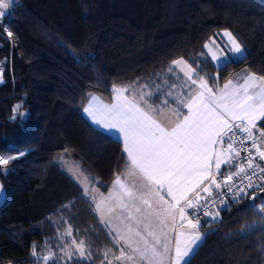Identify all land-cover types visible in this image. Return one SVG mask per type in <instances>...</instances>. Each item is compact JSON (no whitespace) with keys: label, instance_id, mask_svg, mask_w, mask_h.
<instances>
[{"label":"trees","instance_id":"16d2710c","mask_svg":"<svg viewBox=\"0 0 264 264\" xmlns=\"http://www.w3.org/2000/svg\"><path fill=\"white\" fill-rule=\"evenodd\" d=\"M225 30L244 55L215 66L204 44ZM181 58L220 88L250 73L264 76V0L15 1L0 20V155H24L0 166V264H37L34 248L38 256L59 255L68 227L67 240H84L91 254L68 264H107L119 254L67 167L104 194L125 171L126 155L82 109L90 94L110 103L114 85L132 89L134 82L148 85L159 106L167 92L180 93L184 80L168 69ZM17 105L23 120L13 119ZM262 204L258 192L218 208L217 219L201 224L190 264H264Z\"/></svg>","mask_w":264,"mask_h":264},{"label":"snow or ice","instance_id":"6c2138e0","mask_svg":"<svg viewBox=\"0 0 264 264\" xmlns=\"http://www.w3.org/2000/svg\"><path fill=\"white\" fill-rule=\"evenodd\" d=\"M14 3L0 0V19ZM2 33L14 37L8 27ZM224 38L226 43L213 40L204 48L213 63L226 66L232 56L242 55V49L231 32L225 30L220 39ZM172 64L191 86L180 95L167 92L159 106L152 101L151 88L135 82L132 89L114 85L111 103L90 94L83 106L92 126L119 134L126 154V171L115 177L106 196L91 187V206L109 234H114L112 243L119 255H113L120 264H190L203 238L201 210L204 217L215 219L220 212L212 209L228 206V194L232 203H239L264 192V166L257 162V157L264 161V126H258L264 120V76L250 73L242 82L230 79L220 88L182 58ZM19 108H13L14 120L17 114L22 120L25 117ZM242 151L248 156L242 158ZM23 155H0V166ZM84 195H89L87 186ZM259 211L264 212V204ZM63 236L72 237L71 227ZM60 246L59 256L50 250L38 256L35 248L32 255L37 264H59L65 257V264L90 258L84 240L61 238ZM111 252V248L105 252L106 260Z\"/></svg>","mask_w":264,"mask_h":264},{"label":"crops","instance_id":"0c3cea01","mask_svg":"<svg viewBox=\"0 0 264 264\" xmlns=\"http://www.w3.org/2000/svg\"><path fill=\"white\" fill-rule=\"evenodd\" d=\"M171 67L173 68V70H175V72H177L179 75H181L182 76V78H183V80H184V84H183V86H182V88H181V90H180V93H179V95L182 93V92H184V91H186L187 90V87L188 86H191L190 85V82H188L187 81V78L186 77H184V75H183V72H181L180 71V68L179 67H175V66H173V64L171 65ZM224 86V85H223ZM223 86L221 87V88H223ZM135 91H139V90H135ZM126 94H128V93H126ZM95 96V95H94ZM97 97V96H96ZM99 98V97H98ZM100 99V98H99ZM101 100V99H100ZM87 102H88V100H87ZM87 102H86V104H87ZM104 102V101H103ZM112 102V101H111ZM110 102V103H111ZM105 104H107L106 102H104ZM85 104V105H86ZM84 105V106H85ZM82 116L85 118V120L90 124V122L86 119V117H85V114L83 113V109H82ZM91 125V124H90ZM92 126V125H91ZM94 127V126H93ZM95 129H97L98 131H100V132H102V133H104V134H106V135H108V136H110L111 138H113V139H115L116 141H118L120 144H121V146L123 147V145H122V141L121 140H119L118 139V136H119V134L118 133H108V132H105V131H102V130H100L99 128H96V127H94ZM257 136H258V133L256 134ZM248 142L251 144V140H248ZM258 143H259V141H258ZM126 155V154H125ZM259 159H258V157H257V161H258ZM70 169H72V171H70ZM77 172H75V171ZM67 171L70 173V175L72 176V175H74L75 177H77L78 175L77 174H80L79 172H78V170L75 168V167H73V166H69V167H67ZM125 171H126V169H125ZM124 171V172H125ZM123 172V173H124ZM81 175V174H80ZM82 176V175H81ZM80 178H83L84 180H85V182H86V186L88 187V190H89V196H85L90 202H91V187L92 186H90V184L88 183V181L82 176V177H80ZM74 179V178H73ZM78 179H79V177H78ZM112 183H113V181H112ZM112 183H111V185H110V187L112 186ZM79 185V184H78ZM109 187V188H110ZM109 188H108V190H109ZM108 190L103 194V195H107L108 194ZM83 193V192H82ZM231 202V198L230 199H228V204ZM224 207H226V206H220L219 208L220 209H222V208H224ZM96 214V213H95ZM263 215V214H262ZM97 216V215H96ZM98 217V216H97ZM209 218H211V216H209V217H203V218H201L200 219V222H201V224H203V223H205V222H207V221H213V219L212 220H209ZM98 219H99V217H98ZM104 227H105V225L104 224H102ZM106 228V227H105ZM107 229V228H106ZM108 230V232H109V229H107ZM112 235H114V234H112ZM112 235H111V237H112ZM60 253H61V251H60ZM119 255V254H118ZM111 261H112V263H115V262H118V261H116L114 258H112L111 259ZM108 264V263H107Z\"/></svg>","mask_w":264,"mask_h":264},{"label":"rangeland","instance_id":"374dc122","mask_svg":"<svg viewBox=\"0 0 264 264\" xmlns=\"http://www.w3.org/2000/svg\"><path fill=\"white\" fill-rule=\"evenodd\" d=\"M16 1V0H15ZM1 20V19H0ZM223 32L224 31H222L221 33H220V37L222 36V34H223ZM218 44H222V43H226L227 42V38H224V40L222 41L220 38H217V39H214ZM213 40H210V42H209V44H211V42H212ZM242 49V48H241ZM208 50L206 49V52H207ZM227 55H229V56H232V54L231 53H227ZM244 55V51L242 50V55H237V56H232V60H236V59H239V58H241L242 56ZM209 57L211 58V55H209ZM215 64V63H214ZM215 66H221V65H217V64H215ZM2 75H1V72H0V84L2 83ZM23 153H24V151H22ZM21 153V152H20ZM19 154V153H18ZM18 154H15V155H18ZM3 156H7V155H3ZM70 171H72V169H70ZM75 171V170H74ZM76 172V171H75ZM77 173V172H76ZM78 176L77 177H75L74 175H72V177L74 178V180L79 184V186H80V188L82 189V192H83V194H84V192H85V187H86V182H85V180L83 179V178H80V177H82L80 174H77ZM78 177H79V179H78ZM0 186H1V184H0ZM85 196V195H84ZM89 196V195H88ZM3 200H4V190H3V188H2V193H0V204L3 202ZM262 214H263V217H264V212H262ZM215 219H217V218H215ZM215 219H213V220H215ZM209 220H212V217L211 218H209ZM61 238H63L64 240H67L69 237H66V236H63L62 235V237ZM59 255H62V252L59 254ZM58 255V256H59ZM67 258L65 257L64 258V260H60L59 262L60 263H63L65 260H66ZM41 264H42V262H41ZM112 264H120V262L118 261V262H115V263H112Z\"/></svg>","mask_w":264,"mask_h":264},{"label":"built area","instance_id":"2783aa9c","mask_svg":"<svg viewBox=\"0 0 264 264\" xmlns=\"http://www.w3.org/2000/svg\"><path fill=\"white\" fill-rule=\"evenodd\" d=\"M237 132H238V130H237ZM240 135H243V134L241 133ZM246 146H247V147H250L251 144L247 141V142H246ZM252 151L255 152L254 149H253ZM246 156H248V153L242 151V152H241V157L243 158V157H246ZM257 162H258L260 165L264 166V161L258 160ZM257 181H258V180H257ZM257 181H256V182H257ZM244 183H247V181H245ZM230 198H231V194H228L227 199H230ZM220 206H221V205H217L216 208L212 209V211H216V210H218V208H219ZM189 211H195V210H194V209H191V210H189ZM199 215H200V219L204 217V216H203V212H202V210H201V212H200Z\"/></svg>","mask_w":264,"mask_h":264}]
</instances>
